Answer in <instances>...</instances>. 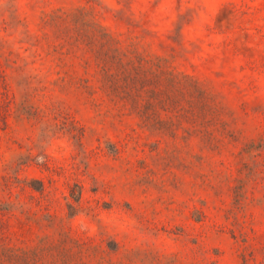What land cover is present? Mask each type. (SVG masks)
Wrapping results in <instances>:
<instances>
[{
	"label": "rangeland",
	"instance_id": "374dc122",
	"mask_svg": "<svg viewBox=\"0 0 264 264\" xmlns=\"http://www.w3.org/2000/svg\"><path fill=\"white\" fill-rule=\"evenodd\" d=\"M111 37L144 84L104 83ZM0 243V264H264V0H0Z\"/></svg>",
	"mask_w": 264,
	"mask_h": 264
},
{
	"label": "trees",
	"instance_id": "16d2710c",
	"mask_svg": "<svg viewBox=\"0 0 264 264\" xmlns=\"http://www.w3.org/2000/svg\"><path fill=\"white\" fill-rule=\"evenodd\" d=\"M107 36V35H106ZM113 38L107 39L99 50V59L102 64V73L104 75L105 84H144L147 81L146 75L148 70L146 68V61L137 57L138 61H131L128 59V53L122 50L120 47H114ZM116 62V72H112L111 63ZM166 71L160 70V74L164 75ZM162 79L161 77H159ZM169 83L175 82V77L167 79ZM3 248V244L0 243V249ZM1 254V253H0Z\"/></svg>",
	"mask_w": 264,
	"mask_h": 264
}]
</instances>
